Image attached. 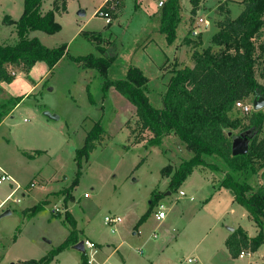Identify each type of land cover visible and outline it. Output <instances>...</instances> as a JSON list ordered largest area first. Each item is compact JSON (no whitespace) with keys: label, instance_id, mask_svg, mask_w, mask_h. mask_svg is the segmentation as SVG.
Listing matches in <instances>:
<instances>
[{"label":"rangeland","instance_id":"1","mask_svg":"<svg viewBox=\"0 0 264 264\" xmlns=\"http://www.w3.org/2000/svg\"><path fill=\"white\" fill-rule=\"evenodd\" d=\"M161 1L170 0H128L122 11L126 0H119L106 24L95 16L102 0H44V11L57 7L61 30L29 36L50 49L66 44L73 57L105 58L106 77L112 81L124 79L130 68L141 69L149 80L150 101L161 109L173 72L194 67L193 53L209 48L215 30L199 22L200 17L214 18L215 10L194 15L190 0H180L176 38L168 43L160 31ZM145 7L155 13L147 16ZM23 11L24 0H0V43L16 40L14 27L2 24L5 15L19 20ZM170 20L166 25L176 21ZM85 65L64 58L36 87L21 67L9 66L13 86L0 82V176L4 171L21 187L0 210V264L40 260L53 251L49 264H83L86 257L72 246L88 239L102 249L109 244L117 248L101 251L96 264H264V244L256 252L243 249L251 253L244 258H234L226 246L231 229L230 236L242 227L251 237L261 229L219 187L224 174L198 166L174 191L171 179L193 153L176 137L151 144L154 136L142 127L137 109L114 87L104 92L106 79ZM39 75L34 73L37 80ZM32 87L33 94L20 103L25 95L17 93ZM254 113L253 108L249 114L235 110L231 117L247 127ZM99 125L103 134L96 149L89 158L78 159V150ZM261 131L262 137L264 123ZM230 132L233 138L245 130ZM263 172L255 176L259 187H264ZM15 188L11 182L0 185V203ZM161 208L167 217L158 222ZM7 211L11 214L3 216ZM106 217L122 218L116 232ZM67 239L71 244L59 250Z\"/></svg>","mask_w":264,"mask_h":264},{"label":"trees","instance_id":"2","mask_svg":"<svg viewBox=\"0 0 264 264\" xmlns=\"http://www.w3.org/2000/svg\"><path fill=\"white\" fill-rule=\"evenodd\" d=\"M43 2L25 0L24 13L18 21L5 16L4 23L14 27L16 40L0 43V82H13L9 66L21 67L28 75L39 62L46 63L52 71L68 57L96 70L106 79L102 88L104 92L114 87L137 109L142 127L154 136L151 144L160 146L165 137H176L193 153L192 158L175 171L170 182L174 191L198 166L224 174L219 187L229 190L235 202L247 209L261 229L256 237L250 238L242 228H238L227 239L226 246L234 258L240 257L243 249L256 252L264 244V187L257 186L255 180V176L264 170V135L261 137L264 114L261 110L254 111L247 127H243L242 122L232 118L231 114L236 110L237 102L264 97V0H244V9L236 19L231 18L229 10L220 9L225 18L218 23L219 32L213 37L212 45L193 53L194 67L173 72L161 109L150 101L149 80L141 69L130 68L124 79L112 81L106 77L109 64L105 58L93 55L73 57L66 44L50 49L39 38H31L29 34L32 32L53 35L61 30L55 19L57 7L43 12ZM190 2L193 7L191 13L195 15L201 0ZM164 6L160 31L167 34L168 43H172L180 20V0H170ZM168 18L176 19L175 23L166 25ZM241 128L245 131L252 129L257 134L250 139L247 154L234 156L233 141L227 132ZM102 130L99 125L88 134L84 147L78 150V159L89 158L96 149V140L103 134ZM69 244L67 239L59 250ZM56 253L53 251L50 257L17 264H49ZM83 264H87V258Z\"/></svg>","mask_w":264,"mask_h":264},{"label":"crops","instance_id":"3","mask_svg":"<svg viewBox=\"0 0 264 264\" xmlns=\"http://www.w3.org/2000/svg\"><path fill=\"white\" fill-rule=\"evenodd\" d=\"M127 1L128 0H126V2H125V4H124V7L122 8V11L126 8V3H127ZM243 1L244 0H203V2H201L202 4H200L199 5V8H198V11H197V14H198V12L200 11V10H202L203 12H206L208 9H213V10H215L214 11V13H215V16H214V18H211L210 20H208V19H203V17H200V19H203V20H206V21H209L210 22V25L209 26H205L206 28H211L212 26H214L215 27V30H214V34H213V36H212V39H213V37L219 32V28H218V24L217 25H215L214 24V20L216 19V21L219 23L220 21H222V20H224V14H222L221 12H220V9L221 8H224L225 10H229L230 11V13H231V18L232 19H236L237 17H239V15L242 13V11H243V9H244V4H243ZM139 2H141V1H139ZM139 2H138V4H139ZM24 4H25V0H24ZM140 8H142V6H140ZM146 8V7H145ZM236 8V10H237V12H234V9ZM42 9H43V6H42ZM143 9V8H142ZM43 12H48V11H44V9H43ZM144 12H146V15L148 16V14L149 13H147V12H150L151 14H154L155 13V11L154 12H152V10H149V9H144ZM23 13H24V11H23ZM23 15V14H22ZM5 16H10V15H5ZM11 17V16H10ZM22 17V16H21ZM20 17V18H21ZM12 18V17H11ZM13 19V18H12ZM13 20H15V19H13ZM15 21H18V20H15ZM199 22H200V20H199ZM2 24H4V21H3V23ZM107 24V23H106ZM200 24H203V23H200ZM214 24V25H213ZM204 25V24H203ZM4 26H5V24H4ZM11 27H13V26H11ZM1 28H2V26L0 27V30H1ZM193 34L194 35H198L196 32H193ZM201 37H202V40L200 39V41H201V43H202V45L203 46H205L204 45V42H203V34H201ZM38 38V37H37ZM212 39H211V45H212ZM199 41V42H200ZM211 45H209V47L211 46ZM41 63H44V62H39V63H37L35 66H34V68L30 71V73L28 74V75H30L34 80H36V83H34L33 85V87H36V86H40V83H41V80H40V82H39V79H44V78H46L47 76H48V74H49V72L51 71L50 69H46V67H42V65H41ZM40 68V69H39ZM40 72V74L41 75H39V78H38V80H37V78H35L34 77V73L35 72ZM13 83V82H12ZM8 84V86H13V84ZM28 85H29V83H28ZM27 86V85H26ZM31 88V89H29V90H24L23 92H21V93H17V95L16 96H23V95H25V98H23V100L24 99H26V98H28L29 96H31L30 95V93H31V91L34 89V88ZM16 89H19V86L18 87H16ZM23 100L20 102V103H22L23 102ZM17 107V106H16ZM225 190H227V189H225ZM227 191H229V190H227ZM230 192V191H229ZM231 193V192H230ZM232 198H233V203L234 204H237V205H240V204H238V203H236L235 202V200H234V197H233V195H232ZM241 206V205H240ZM243 207V206H242ZM246 209V208H245ZM58 211H59V209H57ZM247 210V209H246ZM60 212V211H59ZM56 215L57 214H59V213H55ZM166 217H167V215H166ZM248 217H250V215H249V213H248ZM121 218V217H120ZM166 219V218H165ZM164 219V220H165ZM163 220V221H164ZM123 221H122V218H121V223H122ZM158 222H162V221H158ZM121 223H119V224H121ZM118 224V225H119ZM117 225V226H118ZM116 226V227H117ZM116 227H114L113 229H112V232H116ZM239 228H242V227H239ZM256 230H258V229H256ZM246 231V230H245ZM247 232V231H246ZM258 232V231H257ZM230 234H231V230H230ZM230 234L227 236V239L229 238V236H230ZM248 234V233H247ZM250 238H253V237H251L250 235H248ZM155 237V236H154ZM227 239H226V241H227ZM89 240V239H88ZM90 241H92V242H94L92 239H90ZM226 241H225V243H226ZM95 243V242H94ZM96 244V243H95ZM97 245V254L94 256V263L93 264H96L97 263V256L100 254V252L102 251H109V249H111L113 246H115L114 244H109L108 246H107V248L108 249H102V248H100V246L101 245H98V244H96ZM74 246L75 245H73L72 246V248H73V250H76L75 248H74ZM115 250H117V248H116V246H115V248H114ZM113 249V251H115ZM76 251H78V250H76ZM78 252H80V251H78ZM81 253V252H80ZM105 253V252H104ZM107 253V252H106ZM83 255H84V253H82ZM249 254H251V253H245L244 254V256L243 257H241L240 256V258H244L246 255H249ZM31 260V259H30ZM35 260V259H34ZM122 260L124 261V262H126V260H125V258H124V256H122ZM191 259H189L188 261H190ZM20 261H22V260H19V261H15L14 263H12V264H17L18 262H20ZM23 261H28V260H23ZM191 262H192V260H191Z\"/></svg>","mask_w":264,"mask_h":264},{"label":"built area","instance_id":"4","mask_svg":"<svg viewBox=\"0 0 264 264\" xmlns=\"http://www.w3.org/2000/svg\"><path fill=\"white\" fill-rule=\"evenodd\" d=\"M119 3V0H102V4L99 6L97 12L95 13V16L100 17L101 19H104L107 24H111L112 22V15L113 12L116 10V7ZM160 6L164 5V2L159 3ZM200 23H203L206 27L210 25L209 21L200 19ZM252 104H246L243 101H239L236 103V110H239L243 114H249L252 111ZM5 182H11L16 185V188L13 190L11 195H9L6 200H4L2 203H0V210L4 208V206L13 198L16 196V193L18 190H21V187L4 171H2V175L0 176V185H2ZM34 186V185H33ZM183 195V193H181ZM85 197H88L86 194ZM21 200L18 199L17 202H20ZM166 212L161 208L159 212L156 215L157 221H163L166 218ZM105 222L107 225L111 226L112 228L116 227L119 223H121L120 217H106ZM156 237V236H155ZM84 255L87 258V264H93L94 263V256L97 254V245L90 241L85 240L84 241ZM245 252L241 254V257H243ZM191 262V260L189 261Z\"/></svg>","mask_w":264,"mask_h":264},{"label":"water","instance_id":"5","mask_svg":"<svg viewBox=\"0 0 264 264\" xmlns=\"http://www.w3.org/2000/svg\"><path fill=\"white\" fill-rule=\"evenodd\" d=\"M79 15L84 16L85 13L83 11H80ZM252 106H253V110L254 111H260L264 108V97H259L256 96L252 102ZM49 117L58 119V117H54L52 115H50L49 113L46 114ZM257 133L254 132V130H248L245 131V133H242L241 135L237 136V137H233L232 141H233V146H232V152L234 156L237 155H245L248 153L249 151V144H250V139L253 138ZM232 133H229V136H231ZM169 194V193H168ZM11 211H7V213H5L3 216H7L10 215ZM233 229H231L232 231ZM74 248L78 251H80L81 253H84L85 248H84V242H80L77 245L74 246Z\"/></svg>","mask_w":264,"mask_h":264}]
</instances>
